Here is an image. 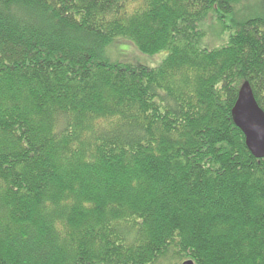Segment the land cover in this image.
Wrapping results in <instances>:
<instances>
[{"label": "trees", "instance_id": "trees-1", "mask_svg": "<svg viewBox=\"0 0 264 264\" xmlns=\"http://www.w3.org/2000/svg\"><path fill=\"white\" fill-rule=\"evenodd\" d=\"M240 1L0 0V264H264V158L232 116L244 84L264 111V18L232 28Z\"/></svg>", "mask_w": 264, "mask_h": 264}, {"label": "rangeland", "instance_id": "rangeland-1", "mask_svg": "<svg viewBox=\"0 0 264 264\" xmlns=\"http://www.w3.org/2000/svg\"><path fill=\"white\" fill-rule=\"evenodd\" d=\"M234 11L235 14L233 17H226L224 19L232 28H235L237 22H242L241 19L248 16H261L264 18V0H241L240 3L235 6ZM231 19H235L236 21L233 22ZM207 31L208 35L206 40L210 47H218L227 41L226 35H228L229 32L225 30V25L219 22L216 14L210 17L207 24ZM108 53L114 61H136L148 67H156L165 57V54L146 57L136 52L130 44L127 45L121 41L113 45L108 50Z\"/></svg>", "mask_w": 264, "mask_h": 264}, {"label": "water", "instance_id": "water-1", "mask_svg": "<svg viewBox=\"0 0 264 264\" xmlns=\"http://www.w3.org/2000/svg\"><path fill=\"white\" fill-rule=\"evenodd\" d=\"M232 116L236 127L245 136L246 146L251 154L257 158H264V111L258 105L251 87L244 84ZM183 264H195L188 260Z\"/></svg>", "mask_w": 264, "mask_h": 264}]
</instances>
